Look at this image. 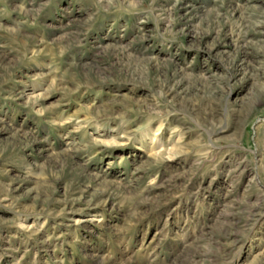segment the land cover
Listing matches in <instances>:
<instances>
[{
    "label": "rangeland",
    "instance_id": "obj_1",
    "mask_svg": "<svg viewBox=\"0 0 264 264\" xmlns=\"http://www.w3.org/2000/svg\"><path fill=\"white\" fill-rule=\"evenodd\" d=\"M0 264H264V0H0Z\"/></svg>",
    "mask_w": 264,
    "mask_h": 264
}]
</instances>
